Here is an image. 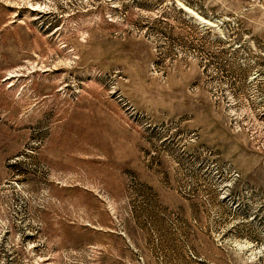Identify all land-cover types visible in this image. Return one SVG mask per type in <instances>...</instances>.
<instances>
[{
  "label": "rangeland",
  "instance_id": "374dc122",
  "mask_svg": "<svg viewBox=\"0 0 264 264\" xmlns=\"http://www.w3.org/2000/svg\"><path fill=\"white\" fill-rule=\"evenodd\" d=\"M0 264H264V0H0Z\"/></svg>",
  "mask_w": 264,
  "mask_h": 264
}]
</instances>
